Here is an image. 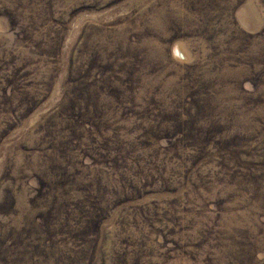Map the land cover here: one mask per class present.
<instances>
[{
    "label": "rangeland",
    "instance_id": "rangeland-1",
    "mask_svg": "<svg viewBox=\"0 0 264 264\" xmlns=\"http://www.w3.org/2000/svg\"><path fill=\"white\" fill-rule=\"evenodd\" d=\"M0 264H264V0H0Z\"/></svg>",
    "mask_w": 264,
    "mask_h": 264
}]
</instances>
